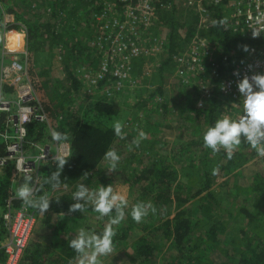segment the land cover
I'll use <instances>...</instances> for the list:
<instances>
[{
    "label": "rangeland",
    "instance_id": "rangeland-1",
    "mask_svg": "<svg viewBox=\"0 0 264 264\" xmlns=\"http://www.w3.org/2000/svg\"><path fill=\"white\" fill-rule=\"evenodd\" d=\"M86 1L5 0L1 2L0 67L13 59L26 68L34 96L48 112L50 121V127L45 125L32 127L29 135L39 145L48 146L51 153L58 150L53 143V136L55 128L61 121L74 118L81 122L93 121L90 109L98 101L118 106L120 111L118 115L110 119L101 118L107 127H113L114 123L119 121L123 125L122 131L126 134L124 139L117 138L111 149L120 157L115 171H109V161L104 158L89 175L68 182L49 195L73 191V198L77 202L93 205V190L111 184L113 192L124 195L128 201L124 219L112 227L114 230L128 228L129 232L126 240L121 244H114V251L102 258L103 264H139L135 261L132 246L137 237L148 234L152 235L149 237L158 250L154 259L146 264H161L164 259L168 260L172 252L168 251V244L160 239V232H152L154 227L157 228L154 222L157 218L153 216L152 206L148 209V215L139 223L133 221L129 213L132 206L137 203L150 204V201L142 196L143 182L137 180L141 171L150 167L153 162L169 166L179 175V180L172 184L169 192L183 199L191 195L192 190L195 189L191 181L201 175V165L198 162L202 155L199 147L187 145L190 142L202 141L208 129V118L204 112L195 109L199 107L198 102L202 99L204 90L211 88L210 80L214 77L206 65V60L202 61L199 67L190 65L189 59L180 64L175 60L179 52L186 48L188 50L189 43L183 42L186 32L184 25L190 21L193 14L197 13L185 1L179 0L173 3L176 9L175 22L179 24L177 33L181 43L177 44L180 47L175 49L172 55L167 44L169 29L165 22V16L170 10L153 14L152 18L145 15L147 21L143 14L135 15L132 27L139 37L138 45L141 47L139 54L133 59L128 58L124 61V54L118 50L116 61L109 64L111 47L115 48L116 44L121 45L111 39L110 22L113 24L112 20L120 19V22L130 29L133 19L126 22L120 14L89 13L85 7ZM83 3L84 7L81 8L79 5ZM73 7L77 9L72 11ZM10 11L19 14L20 21L15 23L19 25L22 33L7 31V25H10L14 19ZM198 17V26L202 29L206 28L211 13ZM144 24L148 25L144 26ZM127 33L118 32L117 37L121 34L123 37L133 38L132 31L128 33L129 35ZM11 34L21 37L20 39L17 36L12 37L15 41H10L8 37ZM244 47H239L237 50L241 51ZM121 49H124L122 45ZM73 50L77 52L72 53ZM131 51L132 47H126L125 55ZM168 59H170L168 64L162 67ZM107 64L110 68L109 73L113 74L116 70L120 74H127L120 84L110 75L106 79L102 76L98 79V83H93ZM68 73L79 83L77 89L73 88ZM103 79L104 82L99 83ZM157 89H160V94L151 99V95ZM216 101L214 123L225 117L230 119L231 111L222 107V99L218 96ZM141 131L145 133V138L139 141L137 147L133 141L139 138ZM243 139L244 135L241 134V143L233 152L240 153L245 161L241 167L233 170L234 176L224 175L221 166H224L225 160L216 166L218 161L215 163L213 157L208 159L212 190L218 195L221 204V209L212 208L209 216V219H212L211 223L222 227V230L216 232L219 244L207 252L204 251L205 261H211L213 264L226 260L224 252L230 251L231 243L240 236V232L252 233L255 228L253 223H249L244 218L242 211L245 209L253 213L256 210L261 211L264 207V200H257L255 194L244 193L246 187L251 186L252 179L256 175L264 177V156L253 154L256 150L250 145L243 146ZM30 179L33 180L32 184ZM38 182L40 180L35 182L33 178L15 177L12 180V193L17 196L18 188L27 186L30 189L27 199L37 205L40 198L36 197L33 191L34 184ZM81 186L86 191L85 196L79 198L75 193ZM235 186L239 187V192H235ZM189 202L180 209L186 210L189 219L192 220L200 216V204L197 200ZM3 211L4 207L0 208V221ZM33 215L36 222L19 264H28L24 261L26 253L35 251L36 246H40L45 264H51L48 261L56 259L54 251L47 250L50 248L54 233L48 224L52 226L60 224L63 229L61 236L64 240L70 236L74 239L78 238L81 229L92 233V231L101 232L108 226L107 217L98 219V214L87 212L71 218L56 217L47 212L38 215L33 213ZM161 215L162 210L158 213L159 217ZM207 225H209L207 217L201 219L199 226L193 228L192 240L201 237L200 233H203L201 229ZM260 225V232L263 233L264 220L260 219ZM57 264H79V257L72 262L59 261Z\"/></svg>",
    "mask_w": 264,
    "mask_h": 264
},
{
    "label": "trees",
    "instance_id": "trees-1",
    "mask_svg": "<svg viewBox=\"0 0 264 264\" xmlns=\"http://www.w3.org/2000/svg\"><path fill=\"white\" fill-rule=\"evenodd\" d=\"M3 1L5 0H0V3ZM158 1L160 4L167 2V0ZM79 6L83 8L84 3ZM89 6L88 1H86L85 7L87 11L91 13L94 9L88 10ZM154 8V14L162 13L161 8L158 7V3H155ZM75 9H77V7H73L72 11H75ZM174 13H176V9L172 6L170 12L165 16V22L169 29L167 44L171 55L175 52V49L180 47H178L177 44L181 43L177 33L179 24L175 22ZM210 13V21L206 28L203 29L198 26L199 15L193 14L190 21L184 25L186 32L183 38L184 43H188L194 35L204 38L212 54L211 57L210 54L205 56L207 59L210 58V61L206 60V65L210 70L213 69L214 65H218L215 73L216 77H214L215 79L211 78L210 80L211 85H213L210 97L206 99L202 97L203 102L201 107H196L195 109V106H193L196 111L204 112L205 116L208 118V128L214 125L218 88L227 71V69L221 67L219 64L222 58L221 55L230 53L231 50L242 47L244 44L246 45L244 42L245 40L236 37L226 28V16L222 13V8L220 6L211 8ZM10 14L14 19L10 25H7V31L22 33L19 25L15 23L20 21L19 14L14 11H10ZM162 15H164V13ZM15 36L19 39L21 37V35L11 34L8 38L10 41H15L12 39V37ZM73 52L76 53L77 51L73 50L72 53ZM169 61L170 59H168L162 67L168 64ZM68 75V78L73 84V88L77 89L79 83L70 73H68ZM107 77L108 76H106L105 79ZM103 82L104 79L99 83ZM158 94H160V89H157L150 98L153 99L154 96ZM90 112L93 114V121L81 122L79 119L75 118L66 119L65 121H61L54 130L55 133L61 134V139H56L58 142H68L70 147L69 156L64 159L66 163L62 167L59 165L60 160L41 166L40 182L34 184L33 191L35 196L40 198L37 205L41 202V198H46L48 200L49 207L45 212L50 215L71 218L82 212L97 214L93 211L94 205L77 202L73 198V191L49 195L56 188L67 185L68 182H74L77 179L89 175L104 159L105 153L113 148L118 138L114 135L113 127H107L101 121V118L110 119L118 115L120 112L118 106L104 101H98L91 107ZM242 144L243 146H249L245 136L242 140ZM187 146L199 147V151L202 155L200 162H198V164L201 165V175H198L194 181H191V183H194L195 188L192 190L191 195L183 199L179 195H172L169 192L171 191L172 184L179 180V175H177L171 167L161 163L153 162L150 167L144 168L140 173V178L137 180L143 182L144 190L142 191L144 193L142 196H144L146 200H149L152 209H155L153 216L157 218L154 221L157 224V228L152 227V232H160V239L168 244L167 249L169 252H172L168 260L164 259L161 264H213L211 261H205L204 251L207 252L210 248L213 249L219 244L216 232L219 229L222 230V227H217V225L211 223L212 219H209V216L212 212V208L221 209V204L218 195L212 190V176L208 169V159L213 157L215 163L218 161L216 166H218V164L220 165L222 160H225L224 166H221L223 167L222 170L225 176H234L232 175L233 170L241 167L245 161L242 159L243 157L240 153L233 152L229 159L224 149H220L215 153L212 152L211 149L204 147L203 139L200 142H190ZM255 153L258 154L257 151L253 152V154ZM14 178L10 169L7 168L2 170L0 174V208L5 207L6 203L9 202L13 210L25 208L32 214H40L38 209L26 206L20 198L12 193L11 186ZM30 180V184H32L33 180ZM252 180L251 186L246 187L244 193L255 194L257 200H264V177L256 175ZM234 190H236L235 192H239V187L235 186ZM192 200H197L199 202L200 216L198 215L191 220L187 215V211L180 209V207L189 204V201ZM30 201L33 205H36L32 200ZM75 204H80L83 210L71 211V206ZM161 210L162 215L159 217L158 213L161 212ZM242 213L245 216L244 218L247 219L249 223H253L255 228H253L252 233L240 232V236L231 243L232 248H230V251L224 252L226 260L216 264H264V232H260V219L264 220V207H262L261 211L256 210L253 211V213L244 209ZM113 214H115V209H113ZM206 217L209 225L201 229L203 231V233H200L201 237L192 240L191 234L194 226H199L201 219H205ZM48 226L54 233L52 234L50 248L47 250H52L54 251L53 253L56 254V261H48V263L57 264L59 261L66 263L75 261L78 258V254L69 247L70 241L74 240V238L70 236L64 240L61 236V230L63 229L60 224L56 226L48 224ZM103 231H92V233L100 234ZM114 231L115 236L112 240L113 245L121 244L126 240L129 232L128 228L115 229ZM4 233L5 230L3 229L2 221H0V242ZM149 236L152 235L148 234L137 237L133 243L132 251L135 255V261H138L139 264H146L152 261L158 250L156 244L152 242ZM43 256L44 254L41 253L40 246H36L35 251L26 253L24 261L28 264H45L44 262L46 261L42 259ZM2 261H4V257L0 252V262Z\"/></svg>",
    "mask_w": 264,
    "mask_h": 264
},
{
    "label": "built area",
    "instance_id": "built-area-1",
    "mask_svg": "<svg viewBox=\"0 0 264 264\" xmlns=\"http://www.w3.org/2000/svg\"><path fill=\"white\" fill-rule=\"evenodd\" d=\"M88 10L94 9L92 13L105 12L120 14L122 19L133 24L128 29L126 25L118 20H112L111 39L120 44L112 46V53L108 57L109 64L116 61V51L124 54L123 59L135 58L140 52L138 45L139 37L134 32V16L141 13L152 18L155 3L162 11H169L173 3L179 0H167L166 3H159L158 0H87ZM185 1L199 15L207 16L211 8L220 6L225 14L226 28L236 37L246 43L241 51L231 50L230 53L222 54L221 67L227 69L220 87L218 96L222 99V107L231 111L230 119L239 121L244 114L245 95L238 90V85L245 77L249 78L257 74H264V0H182ZM102 16V15H101ZM148 24H144L146 26ZM133 32V38L123 37L118 32L126 34ZM127 33V35H129ZM124 42V43H123ZM187 48L175 56L176 63H182L189 59L190 65L201 66L202 61L208 60L205 56L210 54V47L204 38L197 35L188 42ZM249 43V44H247ZM137 45V46H136ZM132 47V51L125 55V48ZM247 48V51H245ZM131 50V48H130ZM144 53V52H143ZM217 64L211 69L216 73ZM108 64L103 67L93 83H98L102 76L105 79L111 78L122 82L127 74H120L113 71L109 73ZM116 72V73H115ZM109 76V77H110ZM216 77V74L213 76ZM96 86V85H95ZM213 85L210 89L204 90V99L210 97ZM256 89L254 88L253 91ZM203 99L198 102L202 106ZM37 125L50 127L49 115L46 109L37 101L34 96L31 82L26 75L24 65L11 59L6 65L0 67V170L10 169L13 177L33 178L35 182L40 180V167L54 163L69 156L70 147L68 142L58 143L53 138L57 147L55 153H51L48 146H41L29 135V130ZM264 132V129H261ZM35 216L27 209L13 210L10 203H6L2 214V226L6 231V237L0 245V252L4 261L0 264H19L21 257L29 242L32 230L35 225Z\"/></svg>",
    "mask_w": 264,
    "mask_h": 264
},
{
    "label": "clouds",
    "instance_id": "clouds-1",
    "mask_svg": "<svg viewBox=\"0 0 264 264\" xmlns=\"http://www.w3.org/2000/svg\"><path fill=\"white\" fill-rule=\"evenodd\" d=\"M247 51V48H245ZM249 78L245 77L238 85V90L245 95L244 114L239 121L227 117L217 120L213 126L209 127L203 135L204 147L211 149L212 152H218L223 148L230 159L233 151L240 145V136L246 137V142L251 148L255 149L259 155L264 156V74H257ZM256 89L253 91V89ZM123 125L117 121L113 125L114 135L120 139L125 138L122 131ZM54 139H61V134L55 133ZM145 138L144 132H139V138L133 143L138 147L139 141ZM106 160L109 161V171H115L120 160L115 150H108L105 153ZM66 160L60 159L59 165L62 167ZM85 189L81 186L75 193L76 197L85 196ZM30 189L27 186H20L16 192L18 198L23 203L32 208H36L40 213L45 212L49 207L46 198H41L39 205H33L27 199ZM93 211L98 214V219L108 218V226L100 234L86 232L84 229L79 231L78 238L70 241L71 247L79 257V264H103L102 258L109 256L113 251V237L115 231L113 225H118L125 217V210L128 208L126 197L120 193H114L111 184L108 186H99L93 190ZM150 204L143 202L132 206L130 216L133 221L139 223L148 215ZM115 209V214H113ZM71 211L83 210L80 204L71 206ZM155 211V209H152Z\"/></svg>",
    "mask_w": 264,
    "mask_h": 264
},
{
    "label": "crops",
    "instance_id": "crops-1",
    "mask_svg": "<svg viewBox=\"0 0 264 264\" xmlns=\"http://www.w3.org/2000/svg\"><path fill=\"white\" fill-rule=\"evenodd\" d=\"M4 234H5V233H4ZM4 234H3L2 240H1V242H0V245L3 243V241H4L5 237H6V235L4 236Z\"/></svg>",
    "mask_w": 264,
    "mask_h": 264
}]
</instances>
